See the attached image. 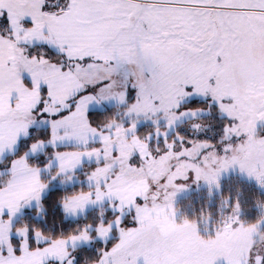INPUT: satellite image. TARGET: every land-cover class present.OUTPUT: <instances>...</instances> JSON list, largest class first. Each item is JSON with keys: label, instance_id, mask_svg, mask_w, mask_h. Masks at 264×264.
<instances>
[{"label": "snow or ice", "instance_id": "obj_1", "mask_svg": "<svg viewBox=\"0 0 264 264\" xmlns=\"http://www.w3.org/2000/svg\"><path fill=\"white\" fill-rule=\"evenodd\" d=\"M0 264H264V0H0Z\"/></svg>", "mask_w": 264, "mask_h": 264}]
</instances>
